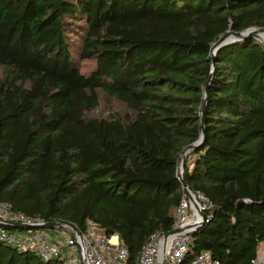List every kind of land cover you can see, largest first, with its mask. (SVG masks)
Returning <instances> with one entry per match:
<instances>
[{
  "label": "trees",
  "instance_id": "1",
  "mask_svg": "<svg viewBox=\"0 0 264 264\" xmlns=\"http://www.w3.org/2000/svg\"><path fill=\"white\" fill-rule=\"evenodd\" d=\"M255 28L264 0H0V203L116 234L137 264L173 229L181 158L203 124L183 173L213 207L179 264L206 251L253 264L264 244V45H226L213 69L212 47ZM74 57L93 60L89 75ZM100 94L123 111L93 117ZM0 264L64 263L0 242Z\"/></svg>",
  "mask_w": 264,
  "mask_h": 264
},
{
  "label": "built area",
  "instance_id": "2",
  "mask_svg": "<svg viewBox=\"0 0 264 264\" xmlns=\"http://www.w3.org/2000/svg\"><path fill=\"white\" fill-rule=\"evenodd\" d=\"M259 41V37H255ZM213 205L201 193L183 195L175 212L171 232L153 235L142 247L137 264H179L188 250L191 234L205 221ZM10 203H0V242L19 250L31 251L44 261L62 260L64 264H126L128 253L116 234L108 236L94 225L75 234L68 226L41 228L45 221L14 212ZM204 215V219L200 215ZM5 227V228H3ZM8 227L19 228L10 230ZM24 227V228H21ZM186 228L183 232L178 229ZM253 264H264V245ZM190 264H219L209 252L197 255Z\"/></svg>",
  "mask_w": 264,
  "mask_h": 264
},
{
  "label": "water",
  "instance_id": "3",
  "mask_svg": "<svg viewBox=\"0 0 264 264\" xmlns=\"http://www.w3.org/2000/svg\"><path fill=\"white\" fill-rule=\"evenodd\" d=\"M264 34V29H260V28H255V29H249L246 30L244 32H240V33H234L232 31H228L226 32L225 35H223L212 47V69H213V65H214V60L213 57L216 54V52L221 49L222 47L244 40L246 38L249 37H259L261 35ZM210 80H211V75L207 81L206 87L204 88V101L207 100V90H208V86L210 84ZM203 117V115H202ZM204 140V129H203V124L201 126V136L200 139L193 145H191L182 155L181 158V162H180V177L183 183V187L186 191V193H190V190L187 186L186 180H185V176L183 173V164H184V160L187 156V154H189L195 147H197L198 145H200ZM200 215L202 216V218L204 219V215L202 213H200ZM63 225L68 226L75 234H79L78 230L76 229V227L73 224H69V223H62V222H51V223H46L44 224L41 228L44 229H54L57 227H62ZM24 228V227H21ZM186 228L183 229H178L176 230V232H183L185 231ZM161 264H164V260L162 259Z\"/></svg>",
  "mask_w": 264,
  "mask_h": 264
},
{
  "label": "rangeland",
  "instance_id": "4",
  "mask_svg": "<svg viewBox=\"0 0 264 264\" xmlns=\"http://www.w3.org/2000/svg\"><path fill=\"white\" fill-rule=\"evenodd\" d=\"M75 38V37H74ZM259 42L264 45L263 36H259ZM76 55V54H75ZM74 63L79 69L80 73L84 75H89L94 68L93 60L81 61L74 57ZM122 106L113 99H110L102 94H100L99 107L95 112L92 113L93 117H109L114 112H122ZM263 245H261L259 252L263 250Z\"/></svg>",
  "mask_w": 264,
  "mask_h": 264
},
{
  "label": "bare ground",
  "instance_id": "5",
  "mask_svg": "<svg viewBox=\"0 0 264 264\" xmlns=\"http://www.w3.org/2000/svg\"><path fill=\"white\" fill-rule=\"evenodd\" d=\"M262 36H263V40H264V34Z\"/></svg>",
  "mask_w": 264,
  "mask_h": 264
}]
</instances>
